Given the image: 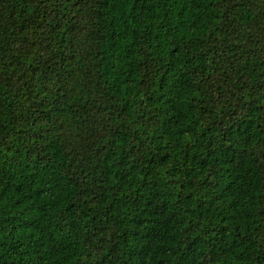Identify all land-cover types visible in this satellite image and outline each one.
<instances>
[{"label": "trees", "instance_id": "trees-1", "mask_svg": "<svg viewBox=\"0 0 264 264\" xmlns=\"http://www.w3.org/2000/svg\"><path fill=\"white\" fill-rule=\"evenodd\" d=\"M0 264H264V0H0Z\"/></svg>", "mask_w": 264, "mask_h": 264}]
</instances>
